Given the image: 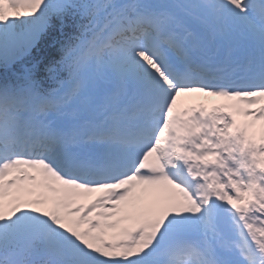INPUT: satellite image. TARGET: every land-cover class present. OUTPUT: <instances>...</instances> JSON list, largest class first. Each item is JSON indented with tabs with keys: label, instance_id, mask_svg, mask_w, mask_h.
<instances>
[{
	"label": "snow or ice",
	"instance_id": "obj_1",
	"mask_svg": "<svg viewBox=\"0 0 264 264\" xmlns=\"http://www.w3.org/2000/svg\"><path fill=\"white\" fill-rule=\"evenodd\" d=\"M192 94L264 98V0H0V264H264V108Z\"/></svg>",
	"mask_w": 264,
	"mask_h": 264
},
{
	"label": "trees",
	"instance_id": "obj_2",
	"mask_svg": "<svg viewBox=\"0 0 264 264\" xmlns=\"http://www.w3.org/2000/svg\"><path fill=\"white\" fill-rule=\"evenodd\" d=\"M56 57V53L51 49L47 42L41 43L33 52L31 59L34 61H45Z\"/></svg>",
	"mask_w": 264,
	"mask_h": 264
},
{
	"label": "rangeland",
	"instance_id": "obj_3",
	"mask_svg": "<svg viewBox=\"0 0 264 264\" xmlns=\"http://www.w3.org/2000/svg\"><path fill=\"white\" fill-rule=\"evenodd\" d=\"M14 15H15V13H13V12H9V16H14ZM8 200H10V199H8ZM8 200L5 201V209L8 208V205H7Z\"/></svg>",
	"mask_w": 264,
	"mask_h": 264
},
{
	"label": "bare ground",
	"instance_id": "obj_4",
	"mask_svg": "<svg viewBox=\"0 0 264 264\" xmlns=\"http://www.w3.org/2000/svg\"><path fill=\"white\" fill-rule=\"evenodd\" d=\"M262 129H264V128H262ZM49 207H51V204L49 203V205H48Z\"/></svg>",
	"mask_w": 264,
	"mask_h": 264
}]
</instances>
